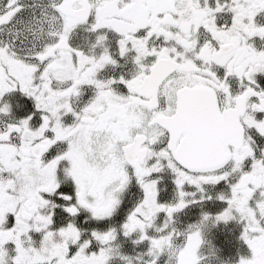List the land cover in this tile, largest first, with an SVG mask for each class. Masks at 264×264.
I'll return each instance as SVG.
<instances>
[{
    "label": "snow or ice",
    "instance_id": "obj_1",
    "mask_svg": "<svg viewBox=\"0 0 264 264\" xmlns=\"http://www.w3.org/2000/svg\"><path fill=\"white\" fill-rule=\"evenodd\" d=\"M0 264H264V0H0Z\"/></svg>",
    "mask_w": 264,
    "mask_h": 264
}]
</instances>
